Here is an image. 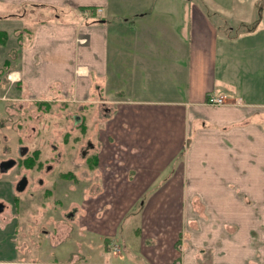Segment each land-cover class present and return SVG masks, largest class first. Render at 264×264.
Instances as JSON below:
<instances>
[{
  "label": "crops",
  "instance_id": "crops-1",
  "mask_svg": "<svg viewBox=\"0 0 264 264\" xmlns=\"http://www.w3.org/2000/svg\"><path fill=\"white\" fill-rule=\"evenodd\" d=\"M0 1L28 21L18 24L27 91L58 89L84 112L110 104L96 142L111 151L97 153L89 184L104 202L84 205L90 230L109 244L114 217L105 206L126 190L129 206L151 186L158 206L173 200L172 221L159 226L154 215L145 228L150 239H168L174 258L162 264H264V3L247 11L238 0L230 18L206 0H136V10H115V0ZM209 94L229 104L210 105Z\"/></svg>",
  "mask_w": 264,
  "mask_h": 264
},
{
  "label": "rangeland",
  "instance_id": "rangeland-1",
  "mask_svg": "<svg viewBox=\"0 0 264 264\" xmlns=\"http://www.w3.org/2000/svg\"><path fill=\"white\" fill-rule=\"evenodd\" d=\"M137 1L115 0L111 5L115 10L123 7L136 10ZM205 3L230 18L229 10L239 7L238 0H206ZM260 3L264 0H242L241 7L249 11ZM20 10L18 6L0 1V31L5 33L4 40H0V161L20 157L17 165L4 173L0 171V195L7 194L11 188L5 190L3 185H12L17 193L15 182L23 175L28 180L25 189L17 194L16 218L8 224L5 222L8 212L0 215V264L169 262L174 257L170 251L167 253L165 235L161 236L162 243L145 235V228L152 223L154 215L159 219V226L172 221L169 212L173 200L158 206L159 193L152 191L155 187L145 188L129 206L132 193L127 190L116 192L115 200L105 206V209L112 210L114 217L111 231L107 233L111 236L109 244L105 243L100 230L96 227L89 229L86 216L90 214L85 216V207L90 204L96 207L104 202L102 197L96 200L98 192L94 191L95 186H91V190L89 184L96 169L100 168L96 166L97 153L111 151L107 144L96 142L110 104H103L107 105L105 108L100 102L90 103L84 112L80 100L74 95L58 89L47 90L41 95L26 90L25 80L18 75V24H28V21L20 20ZM109 27L111 34L112 26ZM89 140L93 144L90 148L86 144ZM19 146L26 147L23 155L17 154ZM114 147L124 154L130 153L128 145L115 143ZM148 158L145 164L148 162L153 167L155 161ZM180 158L181 154H177L165 163L163 177L178 166ZM124 164V161L119 163V168L122 169ZM85 196L89 204H85ZM161 196L169 197L164 193ZM15 220L18 227L13 223ZM149 248L154 252L151 258L144 254Z\"/></svg>",
  "mask_w": 264,
  "mask_h": 264
},
{
  "label": "flooded vegetation",
  "instance_id": "flooded-vegetation-1",
  "mask_svg": "<svg viewBox=\"0 0 264 264\" xmlns=\"http://www.w3.org/2000/svg\"><path fill=\"white\" fill-rule=\"evenodd\" d=\"M86 144H87V146L89 148L92 147L91 145H93L90 141H86ZM22 147H24V146H19L18 147V150H17V154L18 155H20V151H21ZM19 158L20 157H18L17 159L8 158V159H14V164L10 168H12L13 166H15V165H17L19 163V161H18ZM8 159H6V160H8ZM2 161H4V160H2ZM2 161H0V164H1ZM10 168H8L6 170H2L0 168V171L4 173V172L8 171ZM22 177H24V175ZM22 177H20L14 184V189L16 190L17 193H14L12 185L11 186L10 185H6V186L3 185L5 190H6V188L7 189H9L10 187L11 188L6 191L9 194L8 193L7 194L3 193V194L0 195V215L8 212V214L6 216L7 220H5V222L6 223L8 222V224L13 220L14 217L16 218L15 215H18V196H17V194H18V192H22L23 190L22 191H18L17 190V186H18V181ZM26 180H27V178H26ZM39 182H41V180H39ZM27 184H28V180H27ZM27 184H26V186H27ZM69 215L72 216V213H69ZM13 223H14L15 226L18 227V221L17 220H15Z\"/></svg>",
  "mask_w": 264,
  "mask_h": 264
},
{
  "label": "water",
  "instance_id": "water-1",
  "mask_svg": "<svg viewBox=\"0 0 264 264\" xmlns=\"http://www.w3.org/2000/svg\"><path fill=\"white\" fill-rule=\"evenodd\" d=\"M25 152H26V147H22V149L20 151V155H23ZM13 164H14V159L4 160L1 162L0 168L2 170H6V169L10 168ZM26 184H27V180H26V177L24 176L18 181L17 190L18 191L24 190Z\"/></svg>",
  "mask_w": 264,
  "mask_h": 264
},
{
  "label": "built area",
  "instance_id": "built-area-1",
  "mask_svg": "<svg viewBox=\"0 0 264 264\" xmlns=\"http://www.w3.org/2000/svg\"><path fill=\"white\" fill-rule=\"evenodd\" d=\"M89 11H84V14H87ZM208 104L210 105H226L229 104V102L227 101V96L225 95H217V94H209L207 97V101ZM240 99H236L235 101H233V104L235 103H239ZM115 250H117V248H115Z\"/></svg>",
  "mask_w": 264,
  "mask_h": 264
},
{
  "label": "trees",
  "instance_id": "trees-1",
  "mask_svg": "<svg viewBox=\"0 0 264 264\" xmlns=\"http://www.w3.org/2000/svg\"><path fill=\"white\" fill-rule=\"evenodd\" d=\"M251 25H252V26H251ZM251 25H248V26H247V29H251V28H253V27H254V25H253V24H251ZM4 36H5V33H4V32H2V31H0V40H4V39H3V38H4ZM6 39H7V38H6ZM6 41H7V40H6ZM5 44H6V43H5ZM92 163H93V162H92ZM65 175H66V176H68L69 174H66V173H65ZM65 175H64V176H65Z\"/></svg>",
  "mask_w": 264,
  "mask_h": 264
}]
</instances>
